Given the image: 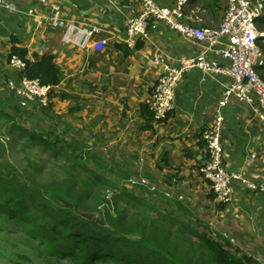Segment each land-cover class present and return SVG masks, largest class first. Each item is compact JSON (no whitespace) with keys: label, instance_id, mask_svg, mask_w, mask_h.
<instances>
[{"label":"crops","instance_id":"crops-1","mask_svg":"<svg viewBox=\"0 0 264 264\" xmlns=\"http://www.w3.org/2000/svg\"><path fill=\"white\" fill-rule=\"evenodd\" d=\"M11 1L17 11L0 8V85L4 80L0 99L7 102L0 107L14 104L10 115L19 125L35 117L37 125L52 121L54 129L66 134H93L97 141L92 145L109 148L112 154L113 167L107 179L145 180L155 190L142 185L130 188L129 182L125 187L182 219L201 221L213 236L229 241L233 252L236 249L240 256L264 264V193L234 183L233 200L224 205L200 171L208 154L202 132L214 123L219 100L231 79L192 69L183 74L175 91V109L166 120L156 121L144 112V102L164 71L154 59L160 57L166 64L180 67L202 48L161 23L150 24L149 37L138 38L135 47H130L126 43L127 24L139 15L140 0H79L78 4L66 0H47L46 4L41 0ZM154 1L173 7L178 0ZM222 2L216 25L221 24L228 5L227 0ZM58 4L63 5L62 18L67 23L99 29L100 35L88 48L65 43L63 30L41 22L53 16L52 9ZM30 10L35 11L33 15L28 14ZM199 20L200 26L215 28L204 18ZM100 40L107 45L100 48L96 44ZM15 48L27 51L26 59L32 63L43 56L54 57L61 83L52 89L50 112L34 103L23 108L10 92L9 83H18L22 72L10 63ZM209 58L228 65L217 52L209 53ZM222 113L226 118L225 166L263 182L264 123L234 98ZM94 157L100 163L99 156L94 153ZM94 165L89 167L97 171Z\"/></svg>","mask_w":264,"mask_h":264},{"label":"trees","instance_id":"trees-1","mask_svg":"<svg viewBox=\"0 0 264 264\" xmlns=\"http://www.w3.org/2000/svg\"><path fill=\"white\" fill-rule=\"evenodd\" d=\"M221 2L222 0H188L187 13L200 19L195 12L198 10L200 13L206 10L207 13L218 18L223 5ZM258 27L264 30V15L258 20ZM259 44L264 51V38L259 40ZM26 55L27 51L19 48L13 49L10 55V60L13 56H18L26 63L25 70L21 72V78L39 79L41 84L50 86L52 89L61 83L60 69L53 56H43L32 63L26 59ZM259 73L264 79V67ZM50 97H52V91ZM49 109H51V103L46 108V110ZM144 112L154 118L148 108L144 107ZM1 118L11 122L12 136L15 135V130H18L22 136L29 138L30 144H40L45 151L50 150L53 156L63 155L58 149V142L53 143L37 132L24 129L14 117L2 109H0V121ZM69 150L68 148L65 152H71L72 155L77 156V148L71 147L72 151ZM7 151V147L0 141V160L5 158ZM78 155L82 156V153ZM72 171V174H67L71 185L68 189L71 191L75 189V183H72L74 172L75 178L80 177L81 171L87 176L83 181L80 197L72 203L65 202L64 206L72 213H77V217L74 216L70 220L75 226L79 225L83 228L76 229L72 233H70L72 230L66 229L68 233L63 237L65 243L58 244L59 231L55 227L48 237L50 239L48 244L52 252L63 255L64 258L70 257L74 264H259L249 256H240L238 254L240 252L236 249L232 252L229 241H226L223 236H213L201 221L182 219L171 210L159 209L155 203L136 196L126 187L118 188L119 195L107 199L108 197L103 196L101 190H114L112 181L93 171L88 165L74 166ZM20 173L12 167L7 168L0 164V193H22L35 202L39 201L43 208H48L50 205L45 194L38 193V186L35 184H24ZM85 198L89 202L93 201L90 202L92 208L89 205L83 206L82 201ZM16 201L15 198H10L3 199L0 203H6L8 207H4L3 210L9 211V214L14 216L15 213H19L20 218L26 220L22 216L23 207L17 205ZM120 204L131 207L132 213L121 212ZM102 206H104L103 209L99 210L98 208ZM111 207L114 208L116 215L110 211ZM150 211L155 212L157 216L152 217L149 214ZM58 212L64 214L63 211ZM105 226L111 227L116 233H104L105 230L99 227ZM200 226H204L205 229L201 230ZM38 230L42 234L45 228L41 227Z\"/></svg>","mask_w":264,"mask_h":264},{"label":"built area","instance_id":"built-area-1","mask_svg":"<svg viewBox=\"0 0 264 264\" xmlns=\"http://www.w3.org/2000/svg\"><path fill=\"white\" fill-rule=\"evenodd\" d=\"M47 2L41 0L42 4ZM140 3L142 8L139 15L130 19L127 24L126 43L130 47H135L138 38L149 37L150 24L161 23L202 48L200 53L184 61L180 67H172L160 57L154 59L156 65L164 66V71L145 100V107L156 121L166 120L175 109V91L183 74L192 69H200L205 74H223L229 77L231 83L223 90L214 123L202 132L208 154L200 171L216 198L224 205H229L233 200L234 183L242 184L251 192L264 193V181L252 180L240 172L228 170L225 166L226 118L222 113V109L234 98L250 107L254 116L264 123V79L259 73L264 67V51L259 44V40L264 38V32L258 27V20L264 15V0H228L223 20L216 28L200 26L201 21L187 13L188 0H178L173 7L160 5L154 0H140ZM0 8L18 10L11 0H0ZM52 10L53 16L42 18L41 22L46 21L53 29L63 30L65 43L86 49L100 35L97 27L67 23L62 18L63 5L58 4ZM34 12L30 10L28 14L33 15ZM96 44L103 48L107 41L100 40ZM211 52H217L228 65L221 66L210 59ZM10 63L18 71L26 68V63L18 56H13ZM19 80L18 83L10 82L9 86L21 107L26 108L34 103L41 108H48L52 87L41 84L39 79L22 77ZM138 185L151 187L145 180L138 181ZM151 189L155 190L154 187Z\"/></svg>","mask_w":264,"mask_h":264},{"label":"rangeland","instance_id":"rangeland-1","mask_svg":"<svg viewBox=\"0 0 264 264\" xmlns=\"http://www.w3.org/2000/svg\"><path fill=\"white\" fill-rule=\"evenodd\" d=\"M195 14L199 15L200 18H204L207 22L210 20V25H213L211 27L216 28L219 26L216 25L218 23L216 18L210 15V13L199 14L197 10ZM261 31L264 32V30ZM1 82L2 84L0 86L3 85L4 80ZM10 92L13 93L12 90ZM11 93H9V97H11ZM3 102L7 105L5 100L0 99V104ZM13 107L15 108L14 104L13 106L8 105L7 108L0 107V109L8 111L9 113L7 114L10 115L13 114ZM44 111L50 112L46 108H44ZM29 120H24L25 122L20 126L24 127V129L32 127V132H37V134L53 143L58 142V149L63 155L56 157L52 155L50 150L45 151L40 144H30L29 138L22 136V133L18 130H15V135H13L15 137L13 138L10 133L11 122L5 118H1L0 141L7 147L8 151L5 158L0 160V164H3L7 168L12 167L16 171L21 172L20 177L24 184H35L38 186V193L45 194V198L50 206L43 208L40 206L39 201L35 202L22 193H0V202L3 199L15 198L17 200L16 204L23 207L22 216L26 218V220L21 219L19 213H15L14 216L9 214V211L3 210L4 207H8L5 205L6 203H0V264H74L70 260V257L64 258L62 257L63 255H56L52 252L50 249L51 246L48 244L50 242L48 237L53 233L55 227L59 231V235L57 236L59 237L58 244L65 243L63 237L64 234L66 235L68 233L66 229L72 230L70 232L72 233L76 229L80 230L83 228L79 225L75 226L74 222L70 220L74 216L77 217V213H72L64 206V203H72V201L80 197V193L83 190V181L86 179L87 174L81 171L80 177L75 178L76 173H73L72 183H75V189L72 191L68 189L71 185L68 182L69 177L67 174H72V168L74 166L78 167L80 164L89 166L90 163H95L94 168H98L95 172L107 178V173L113 167L112 154L109 148L107 150L93 146L92 143H95L97 140L93 134L87 131L69 132V134H66L64 130L58 131L54 129L52 127V121L46 122L43 125H37V118L34 117L31 121ZM71 147L77 148V156L72 155L71 152H65L68 148L70 149L69 151H72ZM81 147H85V149ZM61 149H64V151H61ZM80 153H82V156L78 155ZM94 153L99 156L100 163L96 162ZM129 179L112 181L114 190H101L102 195L106 198L108 197L107 199H112L119 195L118 188L125 187L128 182L130 188L138 186V179ZM86 188L89 189L88 187ZM90 202L92 203L93 201L90 200ZM90 202L85 198L82 204L83 206H91ZM150 202L154 201L151 200ZM103 207L98 209H103ZM119 208L123 213H132L130 210L131 207L129 206L120 204ZM58 211H63L64 214L62 215ZM110 211L116 215L114 208L111 207ZM149 214L152 217L157 216L153 211H150ZM41 227L45 228L42 234L38 230ZM99 228L105 230L104 233L115 232L109 226Z\"/></svg>","mask_w":264,"mask_h":264},{"label":"water","instance_id":"water-1","mask_svg":"<svg viewBox=\"0 0 264 264\" xmlns=\"http://www.w3.org/2000/svg\"><path fill=\"white\" fill-rule=\"evenodd\" d=\"M66 1H70V2H73V3H80L79 0H66Z\"/></svg>","mask_w":264,"mask_h":264}]
</instances>
